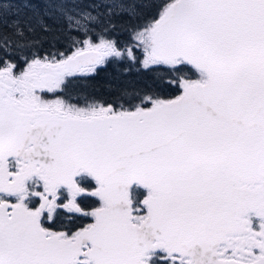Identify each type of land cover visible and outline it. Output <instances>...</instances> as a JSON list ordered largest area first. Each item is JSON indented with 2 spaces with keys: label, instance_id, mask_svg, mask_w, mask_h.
Instances as JSON below:
<instances>
[{
  "label": "snow or ice",
  "instance_id": "1",
  "mask_svg": "<svg viewBox=\"0 0 264 264\" xmlns=\"http://www.w3.org/2000/svg\"><path fill=\"white\" fill-rule=\"evenodd\" d=\"M0 264H264V0H0Z\"/></svg>",
  "mask_w": 264,
  "mask_h": 264
}]
</instances>
